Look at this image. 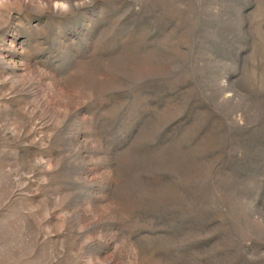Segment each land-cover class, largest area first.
Returning a JSON list of instances; mask_svg holds the SVG:
<instances>
[{"label":"rangeland","instance_id":"rangeland-1","mask_svg":"<svg viewBox=\"0 0 264 264\" xmlns=\"http://www.w3.org/2000/svg\"><path fill=\"white\" fill-rule=\"evenodd\" d=\"M0 264H264V0H0Z\"/></svg>","mask_w":264,"mask_h":264}]
</instances>
